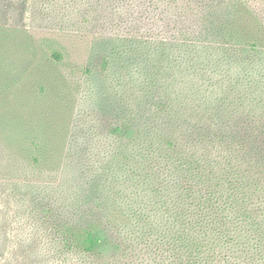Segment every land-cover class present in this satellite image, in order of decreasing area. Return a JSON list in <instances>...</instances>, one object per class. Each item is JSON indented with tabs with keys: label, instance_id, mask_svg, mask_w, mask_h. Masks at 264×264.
<instances>
[{
	"label": "trees",
	"instance_id": "obj_1",
	"mask_svg": "<svg viewBox=\"0 0 264 264\" xmlns=\"http://www.w3.org/2000/svg\"><path fill=\"white\" fill-rule=\"evenodd\" d=\"M151 8L175 33L103 56L133 81L137 115L112 128L122 151L92 177L94 208L54 219L52 246L97 259L110 247L105 264H264V0Z\"/></svg>",
	"mask_w": 264,
	"mask_h": 264
},
{
	"label": "rangeland",
	"instance_id": "obj_2",
	"mask_svg": "<svg viewBox=\"0 0 264 264\" xmlns=\"http://www.w3.org/2000/svg\"><path fill=\"white\" fill-rule=\"evenodd\" d=\"M150 2L0 0V264L108 262L107 246L100 259L54 248L52 222L94 208L92 177L122 151L112 128L137 115L133 81L103 56L132 34L175 33Z\"/></svg>",
	"mask_w": 264,
	"mask_h": 264
}]
</instances>
